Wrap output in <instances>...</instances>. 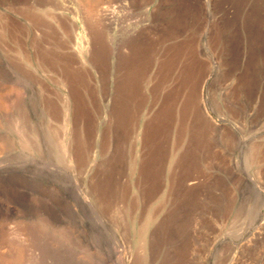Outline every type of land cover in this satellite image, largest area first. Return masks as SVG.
Segmentation results:
<instances>
[{"label": "rangeland", "instance_id": "374dc122", "mask_svg": "<svg viewBox=\"0 0 264 264\" xmlns=\"http://www.w3.org/2000/svg\"><path fill=\"white\" fill-rule=\"evenodd\" d=\"M263 223L264 0H0V264H264Z\"/></svg>", "mask_w": 264, "mask_h": 264}, {"label": "bare ground", "instance_id": "6f19581e", "mask_svg": "<svg viewBox=\"0 0 264 264\" xmlns=\"http://www.w3.org/2000/svg\"><path fill=\"white\" fill-rule=\"evenodd\" d=\"M2 97V96H1ZM13 122V121H12ZM32 160H34V161H36V162H40L41 164H42V166H45V167H49V168H51V169H54V170H57V171H63V172H68L69 171V169H67V168H69V166L68 165H66V164H61V165H59V164H56V163H48V162H46V161H42L41 159H37V158H34V157H30ZM47 169V168H46ZM80 196L82 197V200L85 202V204H89L87 201H86V199L82 196V193L80 192ZM263 225H264V223H263ZM11 233V232H10ZM110 246L112 247V249H113V253H115V254H117L118 252H119V248L115 245V243L112 241L111 243H110ZM20 254V253H19ZM18 254V255H19ZM15 258H17L16 260H15V262H13L12 261V263H16V264H22V261L23 260H21L22 258L20 257V255H19V257H15ZM10 261V260H9ZM118 262V261H117ZM3 263V262H2ZM6 263V262H5ZM4 263V264H5ZM11 263V264H12ZM6 264H8V262L6 263ZM118 264H120V263H118Z\"/></svg>", "mask_w": 264, "mask_h": 264}]
</instances>
